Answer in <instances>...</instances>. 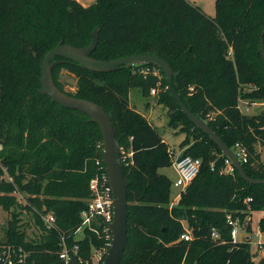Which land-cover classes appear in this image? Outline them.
I'll list each match as a JSON object with an SVG mask.
<instances>
[{
    "label": "trees",
    "instance_id": "16d2710c",
    "mask_svg": "<svg viewBox=\"0 0 264 264\" xmlns=\"http://www.w3.org/2000/svg\"><path fill=\"white\" fill-rule=\"evenodd\" d=\"M95 30L99 41L90 58H163L189 109L233 151L244 149L246 174L264 180L258 149L264 151V113L240 109L241 101L264 100V0H216L214 17L189 0H94L89 6L78 0H0V208L11 212L0 257L16 264L61 261L62 238L71 251L79 247L82 264H94V253L109 249L103 225L84 229L80 238L76 233L92 195L90 182L106 172L100 126L40 93L46 55L60 44L90 46ZM52 62H58V90L100 105L121 151L129 152L122 160L131 185L121 264H264V256L255 263L249 241H234L229 221L231 216L244 224L252 212L264 210V185L246 182L236 169L223 172L227 158L181 111L162 70L153 64L92 70L62 57ZM63 69L77 79L76 92L65 89L58 76ZM134 88L145 96L160 90L170 126L185 134L179 157L202 160L199 175L172 208V179L160 169L170 167L174 156L156 127L131 106ZM51 211L56 228L49 230L40 215ZM25 212L41 231L38 239H29L24 229ZM183 222L194 237L190 242H178ZM259 229L264 233V216Z\"/></svg>",
    "mask_w": 264,
    "mask_h": 264
},
{
    "label": "water",
    "instance_id": "95a60500",
    "mask_svg": "<svg viewBox=\"0 0 264 264\" xmlns=\"http://www.w3.org/2000/svg\"><path fill=\"white\" fill-rule=\"evenodd\" d=\"M99 41L98 33H94L92 44L85 48H74L70 45H58L52 49L45 57L43 62V87L40 93L47 95L52 100L64 108L78 110L88 116L91 121L97 123L105 140V151H100L99 155L106 165V173L109 176L110 184L113 193V223L110 224L112 235L111 243L105 259L100 264H121L124 253L128 246V188L131 182L126 181L124 175V167L121 161L120 143L117 140L116 132L109 114L99 105L94 102L85 101L68 97L58 90L52 80L54 67L58 62L52 63L55 57H62L68 61L80 64L92 70H112L118 66H134L138 64H153L158 67L166 76L168 88L171 91L174 99L178 103L181 111L190 119V121L200 128L210 139L219 147L222 154L231 160L234 167L239 172L243 180L250 184L264 185L263 179L250 178L243 167L240 159L235 151L229 148L222 139L211 129L206 121L195 115L182 100L178 93L174 74L168 63L158 55H132L122 59L113 61H97L90 58L91 53L96 49ZM262 54L264 58V32L261 41ZM0 264H8L7 261L0 257ZM55 264H82L78 255H72L68 261L61 260Z\"/></svg>",
    "mask_w": 264,
    "mask_h": 264
},
{
    "label": "rangeland",
    "instance_id": "374dc122",
    "mask_svg": "<svg viewBox=\"0 0 264 264\" xmlns=\"http://www.w3.org/2000/svg\"><path fill=\"white\" fill-rule=\"evenodd\" d=\"M190 1L202 7L203 10L208 15L212 17L216 15V0H190ZM95 32L98 33V31L95 30L93 32V40H94ZM54 69L52 73V80L55 83ZM42 76H43V72H42ZM58 76L60 80L64 83L65 89L67 91L76 92L77 79L72 74H70L66 69H63L58 74ZM41 84H42V78H41ZM159 92L160 90L157 91L156 94L154 95L151 94L145 96L140 89L134 88L130 92V103L135 110H137L139 113L147 117L148 120L156 127V129L159 131V133L162 135L163 139L165 140L166 144L168 145L170 152L173 154L174 162H175L176 158L178 157L179 144L184 140L185 134L181 131L180 127L170 126L169 124L170 112L169 109L164 106V104L160 103L158 96ZM82 100L89 101L86 99H82ZM258 149L262 151V156L264 157L263 149L260 146H258ZM98 150L99 152L106 150L104 137H103V146H100ZM120 150H122L121 147ZM121 154L123 155L121 161L123 159H127L130 156L128 151H121ZM160 172L168 176L170 179H172L171 181H173L177 177V172L175 170L174 163L168 168L161 169ZM126 181L128 180L126 179ZM177 193L178 190L173 188L172 185L171 199H173ZM17 197L21 204L27 205V200H26L27 198L23 194L17 193ZM250 216H251L250 222L247 221L246 223L241 225L242 227L239 228L240 231L239 238H241V235L245 234V231L248 225L250 224L251 231L249 232V235L251 238L250 239L251 251L254 255L255 263H258L259 260L264 256V233L261 232L259 229V222L260 219L264 216V210L254 211ZM10 218H11V212L5 211L2 208H0V239L1 240H4L7 223L10 220ZM22 223L25 225L24 229L26 230L29 239H38L39 235L41 234V231H39V229L36 227L34 218L29 212H25L23 214ZM81 236L82 234L80 233L78 237L80 238Z\"/></svg>",
    "mask_w": 264,
    "mask_h": 264
},
{
    "label": "built area",
    "instance_id": "2783aa9c",
    "mask_svg": "<svg viewBox=\"0 0 264 264\" xmlns=\"http://www.w3.org/2000/svg\"><path fill=\"white\" fill-rule=\"evenodd\" d=\"M156 89H153L151 91V94H156ZM237 156L240 159L241 162H246V156H245V150L239 147ZM1 149V146H0ZM99 164V162H98ZM227 167L224 169L223 172L226 173H234L235 168L233 166V163L230 159L227 158L226 160ZM175 170L177 172V177L172 181L173 188L178 190V193L175 195L173 199H171L170 202V208L176 206L182 195L186 192L187 188L191 185V183L196 179V177L199 175L201 166H202V160L198 158L193 157H177L174 162ZM90 191H91V198L88 200V207L87 209L82 213V226L81 228L76 232L77 234L82 233L84 229L89 230H95V224L103 225V231L104 233L110 234V238L112 239L111 231H110V224L113 223V193L112 188L110 184V179L108 174L105 172L102 176H98L91 180L90 182ZM251 201V199H248V202ZM43 219L47 229L52 230L56 228V216L54 212H47L45 214L40 215ZM251 216H248L246 218V221L250 222ZM230 224L233 226L232 231V237L234 241H249L250 242V235L248 229H246L245 234L241 235V238H239L240 231L239 228L242 227L240 224L239 218L233 219L231 216L229 217ZM185 227V233L181 235L178 242L187 241L190 242L194 239L192 232L188 229V226L185 222H183ZM213 238H218V235L216 233H213ZM63 241V250L60 254L61 260L68 261L71 259L72 255H77V251L79 250L78 246H75L72 251L71 249H68L65 238H62ZM110 246V244H109ZM262 248V247H260ZM109 249H104L100 251H96L93 256V262L94 264H100L105 259ZM96 255V256H95ZM95 257V258H94ZM8 264H16V261L13 260H7ZM80 260V259H79Z\"/></svg>",
    "mask_w": 264,
    "mask_h": 264
},
{
    "label": "crops",
    "instance_id": "0c3cea01",
    "mask_svg": "<svg viewBox=\"0 0 264 264\" xmlns=\"http://www.w3.org/2000/svg\"><path fill=\"white\" fill-rule=\"evenodd\" d=\"M78 1L81 2L85 6H89L94 2V0H78ZM240 109L244 114H247V115L262 114L264 113V100L262 101H241ZM181 154H182V151L179 148L178 156H180ZM262 158L264 159L263 156Z\"/></svg>",
    "mask_w": 264,
    "mask_h": 264
},
{
    "label": "bare ground",
    "instance_id": "6f19581e",
    "mask_svg": "<svg viewBox=\"0 0 264 264\" xmlns=\"http://www.w3.org/2000/svg\"><path fill=\"white\" fill-rule=\"evenodd\" d=\"M236 153V152H235ZM237 154V153H236ZM242 163V162H241ZM234 166V165H233ZM235 168V167H234ZM236 169V168H235ZM237 170V169H236ZM243 241H245V240H243Z\"/></svg>",
    "mask_w": 264,
    "mask_h": 264
}]
</instances>
